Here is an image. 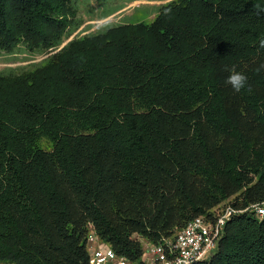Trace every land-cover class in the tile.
<instances>
[{
	"label": "trees",
	"instance_id": "trees-1",
	"mask_svg": "<svg viewBox=\"0 0 264 264\" xmlns=\"http://www.w3.org/2000/svg\"><path fill=\"white\" fill-rule=\"evenodd\" d=\"M71 1L0 0V52L55 50L0 70V264H87L90 232L137 261L220 204L190 264H264V0H168L57 50Z\"/></svg>",
	"mask_w": 264,
	"mask_h": 264
},
{
	"label": "built area",
	"instance_id": "built-area-1",
	"mask_svg": "<svg viewBox=\"0 0 264 264\" xmlns=\"http://www.w3.org/2000/svg\"><path fill=\"white\" fill-rule=\"evenodd\" d=\"M256 210L258 215H264V207L257 206ZM235 212V208L226 205L211 216L194 217L173 236L163 237L158 242L149 241L137 261L117 254L90 232L87 264H190L213 251L226 221Z\"/></svg>",
	"mask_w": 264,
	"mask_h": 264
},
{
	"label": "rangeland",
	"instance_id": "rangeland-1",
	"mask_svg": "<svg viewBox=\"0 0 264 264\" xmlns=\"http://www.w3.org/2000/svg\"><path fill=\"white\" fill-rule=\"evenodd\" d=\"M168 0H72L71 5L75 14L73 19L80 22V25L56 48H61L67 41L86 33L93 32L107 25L122 22L142 20L150 22L162 3ZM72 26V25H71ZM71 28V27H70ZM55 50L45 53H37L20 45L14 52H0V70L6 73H16L23 69L30 68ZM224 204L213 208L212 214L223 210ZM149 241L142 239L145 248Z\"/></svg>",
	"mask_w": 264,
	"mask_h": 264
},
{
	"label": "clouds",
	"instance_id": "clouds-1",
	"mask_svg": "<svg viewBox=\"0 0 264 264\" xmlns=\"http://www.w3.org/2000/svg\"><path fill=\"white\" fill-rule=\"evenodd\" d=\"M170 12L171 9H167L165 14H168ZM260 47L264 48V38L260 40ZM225 71H228L229 75L227 76L224 82L226 85H230L235 92H240L241 89L246 87L247 77L243 72L238 71L236 66L225 68Z\"/></svg>",
	"mask_w": 264,
	"mask_h": 264
}]
</instances>
